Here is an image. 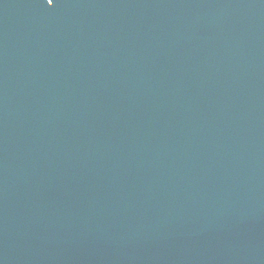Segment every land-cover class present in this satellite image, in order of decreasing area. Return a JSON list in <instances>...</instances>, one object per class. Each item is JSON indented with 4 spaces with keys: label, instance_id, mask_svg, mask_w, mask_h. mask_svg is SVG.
Returning <instances> with one entry per match:
<instances>
[{
    "label": "water",
    "instance_id": "1",
    "mask_svg": "<svg viewBox=\"0 0 264 264\" xmlns=\"http://www.w3.org/2000/svg\"><path fill=\"white\" fill-rule=\"evenodd\" d=\"M0 264H264V0H0Z\"/></svg>",
    "mask_w": 264,
    "mask_h": 264
},
{
    "label": "snow or ice",
    "instance_id": "2",
    "mask_svg": "<svg viewBox=\"0 0 264 264\" xmlns=\"http://www.w3.org/2000/svg\"><path fill=\"white\" fill-rule=\"evenodd\" d=\"M46 3H47L49 6H51L52 3H53V0H46Z\"/></svg>",
    "mask_w": 264,
    "mask_h": 264
}]
</instances>
